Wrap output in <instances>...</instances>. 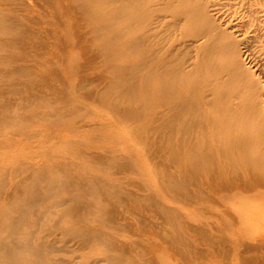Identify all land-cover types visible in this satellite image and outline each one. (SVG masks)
Instances as JSON below:
<instances>
[{"label":"rangeland","instance_id":"374dc122","mask_svg":"<svg viewBox=\"0 0 264 264\" xmlns=\"http://www.w3.org/2000/svg\"><path fill=\"white\" fill-rule=\"evenodd\" d=\"M0 5L15 27L0 33L5 91L0 93V238L41 244L40 255L22 253L25 264L32 263L29 257L36 264H244L238 252L264 234V189L230 190L214 181L199 194L191 181L167 179L178 169L166 160L167 142L177 139L173 133L168 141L163 126L159 86L166 77H142L149 66L141 64L137 77L131 76L145 51L162 62L168 46L171 57L184 58L185 71L193 70L200 21L220 26L235 48L243 51L249 44L243 61L264 69V45L256 40L264 30V0H0ZM137 39H144L139 49ZM179 51L182 57L176 58ZM14 66L23 70L13 73ZM119 66L126 77L113 72ZM21 181L35 182L36 202L21 224L8 223L6 216L19 214L21 198L31 199L22 197ZM97 186L103 187L101 194ZM144 195L151 205L140 199ZM109 202L114 212L104 213ZM161 206L169 212L162 214ZM262 248L245 249L254 260L249 264L258 263Z\"/></svg>","mask_w":264,"mask_h":264},{"label":"bare ground","instance_id":"6f19581e","mask_svg":"<svg viewBox=\"0 0 264 264\" xmlns=\"http://www.w3.org/2000/svg\"><path fill=\"white\" fill-rule=\"evenodd\" d=\"M9 17L10 16L6 15L3 7L0 5V33H5V32L10 33V31L14 30L13 28H15V27H13V24H11V23H13L14 19L9 18ZM19 23L20 22H18V24ZM208 23L210 24L211 21ZM208 23L205 21H202V22L200 21V23H198L196 26L197 27V33L193 36L194 41L197 43L195 45V53H196V55H195L196 61L195 62H196V65L194 68H192L193 70L185 71L184 70V58L182 57V54H181L182 52L179 51L178 55L176 56V58H178V56H179V58L182 57V59L180 61L175 60V57L170 56L169 52L171 50V46H168L167 50H166V52H168V53L165 54L166 57L164 58V60L162 62L156 59V54L154 52H152L151 50H148L147 52L145 51L141 55V58H140L141 62L139 61V63L137 65H135L136 71L133 68V73H132L131 77H137L136 73H137L138 66L140 64L143 67H145L146 65L149 66L147 68V70L142 73V77H166L164 79V83L159 86V92H160L162 98L165 99L164 100L165 106H163V108H164V112L166 114V119L163 123V126L168 130V132H167L168 133L167 134L168 135V139H167L168 141H171L173 139L172 138L173 133L176 134V138H177L176 142H167L168 143V145H167L168 153H167L166 160L168 162H171V163H176V165H177L176 168L178 169V175H176V173L175 174L167 173V175H166L167 179H170L172 181H175L177 179L181 185L188 184L189 181H191L190 184H194L195 187H197L199 194L204 193V188L206 189V187H208V186L211 188V183H213L214 181L219 183V184H217L218 187L221 185V186H223L227 189H230V190H243V191L263 190L264 189V69L257 67L255 64L250 65V63H249V65H246V62L243 61L244 60L243 59L244 53H247V51L250 49L249 44L245 45L246 49L243 51H242L241 47L235 48L233 38H231L228 35L226 36L225 31L222 28H220V26L213 25V22L211 25H209ZM37 28H39V27H37ZM262 28L264 29V25L262 26ZM256 40L259 41L261 43V45H264V30L262 32L256 34ZM134 42L136 43L135 45L137 46V49H139L143 46L144 39H137ZM79 43L80 42H78V44ZM0 47H4V41H2L1 39H0ZM83 48H85V47H83ZM82 56H84V55H82ZM3 58H4V56L0 57V60L4 61ZM165 59H167V60H165ZM25 66H27V65H25ZM22 70L23 69L21 67H15L14 66L13 69L11 68V72H13V73H20ZM113 70H114L113 72L119 73L120 77H126V76L121 75V74L126 73V68L119 66L118 69L113 68ZM194 71H197L196 75H193ZM177 72H180V73H177ZM6 73H8V72H6ZM175 73H176V75H175ZM30 74H31V72H30ZM137 74H139V73H137ZM6 75H4V76H6ZM35 75L37 76V74H35ZM38 82H39V80H37V83ZM30 83H32V82H30ZM1 92H5V91L1 90L0 93ZM172 102H174V105L172 104ZM176 120H178V122H176ZM175 129L177 130V132L175 131ZM95 152L97 153V151H95ZM96 153H95V155L94 154L93 155L94 156L100 155L99 153L98 154H96ZM83 156H84V154H83ZM96 159L97 158H95V160ZM103 159H104V157H103ZM103 159H102V161H104ZM110 159H112V158H110ZM117 163H119V162H117ZM165 165L167 166V164H165ZM55 166H56V164H55ZM108 166H106V167H108ZM123 167L125 169V166H123ZM42 168H44V167H42ZM115 168H118V167L116 166ZM126 168H127V166H126ZM44 170H46V169L44 168ZM61 170L62 169H60V171ZM126 170H129V168ZM132 170H133V168H132ZM39 171H41V170H39ZM64 172H62V174ZM68 173L71 174V172H68ZM29 174H27V175L29 176ZM38 174H40V173H38ZM42 174H43V172L41 173V175ZM71 175H70V178H73L74 176L76 177L77 174L76 175L74 174L73 177ZM38 176H40V175H38ZM66 176H68V174ZM83 176H82V179H83ZM86 177H88V175ZM55 178L58 179V176L55 175ZM212 178H217V179L211 180ZM78 179L79 178H77V180ZM53 180H55V179H53ZM70 180L71 179H69V182H70ZM79 180H78V183H79ZM29 181H30V179H29ZM51 181L52 180L50 179V182ZM73 181H74V179H73ZM73 181H72V183L74 184ZM26 182L21 183L22 185L24 184L23 189L21 188L22 191L20 189H18L19 183L17 184L16 189L20 190L23 193L22 197L26 198V196H29L31 199L29 201V200H27V198H26V200H24V198H21L22 201L19 203V205L16 208V211L19 214L13 215V216H11V215L6 216V221L8 223L9 222L10 223L16 222V223L21 224L25 218V216H23V214L25 213V210L26 209L29 210L30 208H32L36 202L35 201L36 200L35 182L34 181L27 182V183ZM75 182H77V181H75ZM86 182L87 181L84 180V183H86ZM128 182L130 183V181H128ZM78 183H77V185H78ZM101 184H100V186H101ZM138 184L139 183H137V185ZM82 185H84V184H81V186ZM96 185H98V184L96 183ZM212 185L214 186L215 184H212ZM103 187H104V185H103ZM103 187H101V188H103ZM79 188H80V186H79ZM101 188L98 187V190H99L98 193L100 192L99 194H101V191H100ZM122 188H124V187L122 186ZM212 188H214V187H212ZM215 188H217V187L215 186ZM175 189H176V187H175ZM217 189H214V190H217ZM3 190H4V188H3ZM219 190H221V189H219ZM20 191H18V193L21 194ZM120 191H118V192H120ZM9 193H11V192H8V194ZM130 193L132 195V193H134V191H132V192L130 191ZM176 193H178V192L176 191ZM182 193L184 194V192H182ZM40 194H41V192L39 193V196H41ZM103 194L104 193L102 191L101 197L104 196ZM115 194H117V193H115ZM179 194H181V192ZM37 195H38V193H37ZM112 195H114V194H112ZM145 195H147V194H145ZM145 195L143 198H140V199H142L143 202H144L143 199L146 197ZM148 195H147V197H148ZM206 195H208V194H206ZM111 197H113V196H111ZM135 197H136L135 195L133 197L130 196L129 197L130 202L132 201L131 198H135ZM139 197H140V195L138 196V198ZM122 198H123V196H122ZM148 198H149V200L150 199L152 200L154 197H152V195H151ZM101 199H100V201H101ZM116 199H118V198H116ZM116 199H114V200H116ZM73 200L75 201V199H73ZM80 200H82V199H80ZM103 200H104V197H103L102 201ZM106 200H107V197H106ZM136 200L137 199H135V201ZM151 200L149 202L153 201V200L152 201ZM82 201H84V200H82ZM118 201H119V199H118ZM125 201H127V199ZM78 202H81V201H78ZM110 202L108 203V204H110V206H108L107 209H105L104 213L109 211L108 208L114 207V206H112V204ZM128 202H129V200H128ZM139 202H140V200H139ZM139 202L137 200V202H134V203L137 204ZM153 202H152L153 205L155 203H157L155 201H153ZM102 203L103 202H101V204ZM140 203H142V202H140ZM91 204L93 205V202ZM149 204L151 205V203H149ZM149 204H146V205H149ZM78 205H79V203H78ZM81 205L83 206L82 202H81ZM81 205H80V207H82ZM73 206H74V204H73ZM133 206H135V205H133ZM133 206H132V208H133ZM158 207L159 206H157V208ZM110 209H113V208H110ZM134 209H135V207H134ZM171 209L172 208H170V212H171ZM101 210H102V208H101ZM129 210H130V208H129ZM159 210L162 214L169 212L168 207L166 208V207L161 206ZM154 211H155V209H154ZM156 211H158V210H156ZM113 212H114V209H113ZM109 213H111V212L109 211ZM107 215H110V214H107ZM111 215H113V214H111ZM125 218H126V216H125ZM126 223H127V221H126ZM140 224H142V223H140ZM117 228L119 229V227H117ZM68 231H69L68 233H70V234L76 232L75 230H72V228H69ZM131 231H132V229H131ZM77 233L81 234V231H77ZM177 235L182 236L181 233L177 234ZM205 235L206 234L204 233V236ZM207 235L204 238L206 240L208 237ZM160 236L162 237L163 235H160ZM180 236L178 237V239L181 241L182 239ZM3 237L4 238H2V237L0 238V249L2 250V252L0 254V264H25L23 258L21 257L22 253L25 250H29L33 255H40V253H42L41 252V247H42L41 244H38L36 247H32L29 245V243L27 241H17L15 239L7 240L6 236H3ZM162 238L164 239V237H162ZM222 239H223V236H222ZM257 240H259L258 243L254 242L255 244H250V245L245 244V247H243L242 250L238 252L237 255L240 257V259L243 261L244 264H249V263L254 261L252 259V256L247 255L245 253V251L247 249H249V253H250L251 249L255 250V248L261 249L262 247H264V234L260 233V236L257 238ZM135 241H137V240H135ZM200 241H201V239H200ZM208 241H210V240L208 239ZM170 242H171V240H170ZM210 242H208V243H210ZM214 242H216V241H214ZM122 245H124V244H122ZM188 246L191 247V244ZM168 248H169V245H168ZM224 248H225V245H224ZM143 249H145V248H143ZM254 250H252V252ZM196 251L199 252L200 250H196ZM230 251H231V249H230ZM256 251H258V249ZM202 252H204V251H202ZM202 252L200 251V253H198V254H200V255L202 254L204 256L205 254ZM219 252H221V251L219 250ZM226 252H228V251H226ZM200 255H199V257H200ZM184 256H185V254L182 255L183 258H185ZM228 257H226V258H228ZM258 257H259V259L256 258L257 262L258 263L260 262L261 264H263L264 263V253L258 255ZM29 259H30V261H32L31 264H36V261L34 259H32L31 257H29ZM202 262H204V261H202Z\"/></svg>","mask_w":264,"mask_h":264}]
</instances>
